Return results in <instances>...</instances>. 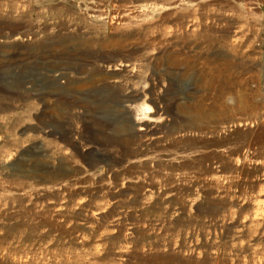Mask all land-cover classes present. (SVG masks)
I'll return each mask as SVG.
<instances>
[{"label":"rangeland","instance_id":"1","mask_svg":"<svg viewBox=\"0 0 264 264\" xmlns=\"http://www.w3.org/2000/svg\"><path fill=\"white\" fill-rule=\"evenodd\" d=\"M263 178L264 0H0V264H264Z\"/></svg>","mask_w":264,"mask_h":264},{"label":"bare ground","instance_id":"2","mask_svg":"<svg viewBox=\"0 0 264 264\" xmlns=\"http://www.w3.org/2000/svg\"><path fill=\"white\" fill-rule=\"evenodd\" d=\"M140 120H138L137 122H139ZM140 124V123H139ZM262 141V140H261ZM263 145V144H262ZM264 179V178H263ZM263 192V191H262ZM262 192H261V194H262ZM257 204V212L260 210V214H262L263 213V210H264V203H263V201H258V202H256Z\"/></svg>","mask_w":264,"mask_h":264}]
</instances>
